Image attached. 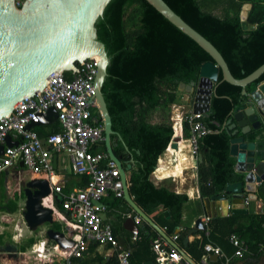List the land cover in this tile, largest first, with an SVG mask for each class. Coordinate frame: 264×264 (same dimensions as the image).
Segmentation results:
<instances>
[{
	"label": "trees",
	"instance_id": "1",
	"mask_svg": "<svg viewBox=\"0 0 264 264\" xmlns=\"http://www.w3.org/2000/svg\"><path fill=\"white\" fill-rule=\"evenodd\" d=\"M164 1L216 47L234 77L242 78L264 63V0H230L231 13L223 17L214 14L213 9L224 0ZM246 3L250 4L247 23L254 24V29L244 30L241 26L240 12ZM95 27L96 37L103 42L109 57L101 91L114 131L112 149L125 163L133 161L135 169L128 170L127 178L136 204L145 213H153L162 206L155 219L163 224L166 234L171 235L181 225L182 205L187 201V195L156 186L150 176L158 156L164 152L172 136L170 111L172 103L178 99L179 84L197 82L201 64L212 61V58L144 0H110ZM64 74L68 79L71 77L69 71ZM263 79L264 72L245 87L246 91H252ZM241 89L222 80L219 72L210 110L202 117L209 131L198 140L197 153L203 158L197 164L201 199L222 193L228 182L243 179L244 174L234 169L235 159L229 154L231 135L224 127L232 107L247 100ZM45 127H35L40 136L46 135ZM48 127L52 132L59 131L57 123ZM183 131L184 138H188L189 127L185 122ZM253 137L251 134L250 138ZM100 149H105V145ZM80 178L83 185L85 178ZM257 190L264 200V182ZM22 194L15 189L13 196L18 198ZM110 196L112 202L104 201L108 208L122 205V210L130 209L123 197ZM11 205L9 210L13 209ZM142 222L144 226L139 229L136 242L130 246L131 264L154 261L150 240L158 234L149 224ZM207 225L209 234L206 236L205 231H200V238L188 245L190 250L198 246L196 259L201 257L206 241L222 247L230 246L228 236L232 232L248 243V252L241 258L245 259L243 264H256L264 256V209L252 214L210 218ZM51 228L60 231L55 220ZM114 233L116 235L115 230ZM10 264L18 263L12 260ZM99 264H117L116 254L99 260ZM220 264H223L222 259Z\"/></svg>",
	"mask_w": 264,
	"mask_h": 264
},
{
	"label": "water",
	"instance_id": "2",
	"mask_svg": "<svg viewBox=\"0 0 264 264\" xmlns=\"http://www.w3.org/2000/svg\"><path fill=\"white\" fill-rule=\"evenodd\" d=\"M110 0H25L18 8L15 0H0V118L9 113L14 104L24 95L34 94L44 88L48 76L54 71H76V63L90 57L97 64L95 78L96 98L104 117L105 149L120 170L124 184V199L149 224L156 227L145 212L131 197L126 186V171L133 166V161L125 163L120 155L112 149V121L106 101L101 91L102 83L107 74L106 67L109 57L103 42L96 37L95 22L102 15ZM152 5L163 17L177 27L181 32L193 39L212 58L201 64L197 82H190V105L193 112L207 116L210 110L212 95L216 93V84L221 72L222 80L240 86L242 95L247 100L243 104L233 106L225 123L235 120L231 128L226 127L231 135L229 154L236 160V167L245 173L243 179L228 182L220 194L202 198L206 216L215 218L229 214H252L257 199L255 183L264 181V79L256 83L255 88L247 92L245 87L254 82L264 72V63L248 75L236 78L230 72L226 61L216 47L202 34L182 19L164 0H144ZM250 4H243L240 12L241 26L244 30L254 29V24L247 23V12ZM183 84V83H182ZM57 116V111L50 108L46 115L41 116L38 123L32 125L51 124ZM254 134L253 138L250 135ZM181 136L172 135L169 147L177 148ZM17 142L6 138V143L0 145V153L6 145H16ZM127 149V147H126ZM202 155L198 154V161ZM22 166V163H20ZM53 165L56 168V154L53 155ZM249 166V167H248ZM51 192L47 179H27L23 189V216L27 226L32 230L38 225L52 223V208L44 206L41 200ZM247 204H244V198ZM105 220L106 213H101ZM123 226L138 233V225L132 216H128ZM201 217H198L192 228H189L183 238L186 247L188 237L204 230ZM46 235L60 247L69 248L73 241L64 236L61 231L48 228ZM165 238L168 236L163 233ZM181 250V248H179ZM12 249L6 246L5 251ZM182 251V250H181ZM186 255L184 252H182ZM16 253L12 256L15 257ZM217 259V255H212ZM145 264H156L147 261Z\"/></svg>",
	"mask_w": 264,
	"mask_h": 264
},
{
	"label": "built area",
	"instance_id": "3",
	"mask_svg": "<svg viewBox=\"0 0 264 264\" xmlns=\"http://www.w3.org/2000/svg\"><path fill=\"white\" fill-rule=\"evenodd\" d=\"M24 1L15 0L16 7L19 8ZM82 61L76 63L78 70H69V79L65 77V71L51 73L44 88L29 96L24 95L9 113L0 118V145L6 143L8 135L17 142L16 145L4 146L0 153V174L24 167L35 178L47 179L51 192L42 200L50 201L47 206L52 208V216L56 210L60 212L56 209V203H59L64 213L63 222L74 233L71 239L73 246L64 250L54 240L48 239L46 228L44 236L29 249L41 264H75L74 260L81 258L91 244L112 249L117 264H131L130 250L119 243L108 218L104 220L101 217V213H107L109 209L104 198L110 195L124 197V184L116 162L106 149H100L105 145V125L96 98L97 64L90 57ZM50 108L57 111L56 119L51 124H40L47 126L46 135L40 136L35 128L39 125H28L38 123ZM202 117V113L189 109L183 112L180 120L189 127L188 139L193 155L197 154L199 138L209 131ZM54 123L59 125V131H50L48 126ZM212 123L218 125L216 121ZM54 154L64 155L70 172L85 178L82 186L63 191L57 181V168L53 165ZM125 179L129 187L127 176ZM247 202L245 197L244 204ZM133 217L135 223L140 222V217ZM209 219L208 216L202 218L206 236L209 234ZM55 221L60 222V218ZM178 237V233H173L168 238L157 235L150 240L156 264H212L209 260L212 254L222 258L223 264L231 262V257L211 241L203 244L201 257L194 261L176 245ZM47 241H50L49 245ZM228 241L234 247L232 257L242 258L248 252V243L238 234L230 233Z\"/></svg>",
	"mask_w": 264,
	"mask_h": 264
},
{
	"label": "crops",
	"instance_id": "4",
	"mask_svg": "<svg viewBox=\"0 0 264 264\" xmlns=\"http://www.w3.org/2000/svg\"><path fill=\"white\" fill-rule=\"evenodd\" d=\"M189 84H182L180 83L178 86L179 96L177 101L175 102L174 105H171V111H170V121H171V127H172V135H177L181 136V139L178 140L177 142V148L166 147V151L158 156L157 162L155 165L154 170L151 173L150 179L151 181L156 185V186H165L169 188L170 190H173L176 193H181V194H186L187 195V201L184 202L182 205V211H181V225L173 232V233H178L179 237L176 240V245L181 248V252H184L186 256H189L192 260L197 261L196 255L197 252H199L198 246H196V249L194 248L193 250H190L188 248V245L195 239V238H200V231L199 230L196 234L190 235L188 237V244L185 247L183 244V238L187 234V231L189 228H192L194 226V222L198 217L203 218L206 216L205 210H204V205L202 202V199L200 197L199 189H198V183H197V164L198 162V154L193 155L191 157L190 154V148L183 147L180 152L179 148L182 145V143L185 145L183 141L188 140V138H184L183 136V123L181 120V116L183 112L186 110L192 109L190 105V90L188 86ZM173 104V103H172ZM235 122L234 119L230 121V123H224V127H229L231 128L233 126V123ZM51 128V127H50ZM170 142V141H169ZM171 148L173 150L168 149ZM191 147V146H190ZM233 157V156H232ZM235 159V158H234ZM158 161H160V167L164 169H170L173 168L177 170V172L173 175H169L166 177H161L156 174V170L158 169ZM249 167V166H248ZM23 168V167H22ZM22 168L19 170H13L10 169L6 173L0 174L1 176H7L8 174H16L19 176L20 174L22 175ZM56 168H57V181L60 183L62 186V189L64 192H68L73 188H77L82 186L81 184V178L77 175H74L73 173L70 172L67 161L64 158V155H57L56 156ZM68 168V169H67ZM132 169H135V166H132ZM234 169L238 173H242L239 171L236 167V160H235V166ZM17 171L19 173H17ZM28 179L35 178L36 176L32 175L28 170ZM129 171H126V176L128 177ZM245 175V173H242ZM264 182V181H262ZM261 182V183H262ZM261 183H255L256 190L254 194H256L257 199L254 203V212L256 213L262 209H264V200L259 197L258 194V187ZM14 194V191L12 195ZM133 198V196L131 195ZM107 200V203L112 202L113 198L111 196H107L104 198V201ZM126 204L129 206L128 211H124L121 208L123 207L122 205H119V207L111 206L109 207L107 211V218L110 221V223L113 226V229L116 232V236L118 238L119 243L123 246L126 247L130 250V246L136 242V237L138 233H134L128 229H125L123 226L124 220L128 216H138L140 217V222L136 223L138 225V232L139 229L144 226V222L149 224L148 221L143 219L130 205L129 203L125 200ZM56 203V200H55ZM57 205V203H56ZM56 209H60V222L55 221L57 224L60 225V231L64 234V236L68 239H72L74 236V233L66 226V224L63 222L64 218V213L61 209V207L56 206ZM142 209V208H141ZM163 209L162 206L158 207V210L153 212V213H145L149 219L155 224L156 227L151 226L152 229H154L158 235L163 236V233L166 234L165 228L163 227V224L161 222L156 221V215L158 212H160ZM250 214V213H249ZM228 216V215H227ZM221 217V216H218ZM134 219V217H133ZM172 233V234H173ZM171 234V235H172ZM132 235V236H131ZM167 235V234H166ZM47 236V235H46ZM169 237V235H167ZM164 237V236H163ZM229 242V241H228ZM214 243V242H213ZM215 244V243H214ZM218 246L221 247V249L231 257V262L230 264H243L245 259L241 258H235L232 257L234 247L230 244V246H224L222 247L218 243H216ZM61 249H68V248H62ZM114 254L113 250L110 249L108 246H100V245H89L87 252L79 259V262L75 261V264H99V260H106L109 257H111ZM214 255V254H212ZM212 255L209 256V260L212 264H220V261L222 258L218 257L217 259L213 258ZM81 261V262H80ZM147 261H153V260H145L143 264ZM218 261V262H217ZM256 264H264V256H261L259 261Z\"/></svg>",
	"mask_w": 264,
	"mask_h": 264
},
{
	"label": "rangeland",
	"instance_id": "5",
	"mask_svg": "<svg viewBox=\"0 0 264 264\" xmlns=\"http://www.w3.org/2000/svg\"><path fill=\"white\" fill-rule=\"evenodd\" d=\"M231 10L230 0H224L213 9V13L223 17L230 14ZM21 173L22 175L19 176L10 173L0 177V264H10L12 260L17 261L18 264H41L36 255L29 252V249L34 242L44 236L45 229L51 228L52 225V223L45 222L32 230L27 226L23 216L25 198L23 194L18 198L12 195L15 189L23 193L28 174L24 167ZM41 203L47 206L50 201L44 199ZM11 204H13V209L9 210ZM53 218L54 220L60 218L58 210ZM49 244L50 241H47V245ZM6 246H13L15 249L7 252L5 251ZM13 253H16L15 257L12 256Z\"/></svg>",
	"mask_w": 264,
	"mask_h": 264
},
{
	"label": "bare ground",
	"instance_id": "6",
	"mask_svg": "<svg viewBox=\"0 0 264 264\" xmlns=\"http://www.w3.org/2000/svg\"><path fill=\"white\" fill-rule=\"evenodd\" d=\"M185 143V145L182 143V145L180 146L179 148V152L180 150L183 148V147H187V148H190V154H191V157L193 156L192 154V150H191V147H190V141L189 139L188 140H185L183 141ZM169 150H173L171 148L168 147ZM177 172V170L173 169V168H170V169H164V168H161L160 167V161H158V169L156 170V174L158 176H161V177H166V176H169V175H173ZM11 249H15L13 246H10Z\"/></svg>",
	"mask_w": 264,
	"mask_h": 264
},
{
	"label": "flooded vegetation",
	"instance_id": "7",
	"mask_svg": "<svg viewBox=\"0 0 264 264\" xmlns=\"http://www.w3.org/2000/svg\"><path fill=\"white\" fill-rule=\"evenodd\" d=\"M23 189H24V187H23ZM20 192H21V190H19Z\"/></svg>",
	"mask_w": 264,
	"mask_h": 264
}]
</instances>
